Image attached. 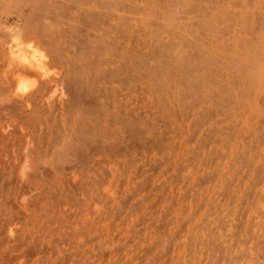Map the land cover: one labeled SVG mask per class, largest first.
Returning <instances> with one entry per match:
<instances>
[{
  "label": "rangeland",
  "instance_id": "obj_1",
  "mask_svg": "<svg viewBox=\"0 0 264 264\" xmlns=\"http://www.w3.org/2000/svg\"><path fill=\"white\" fill-rule=\"evenodd\" d=\"M0 264H264V0H0Z\"/></svg>",
  "mask_w": 264,
  "mask_h": 264
},
{
  "label": "bare ground",
  "instance_id": "obj_2",
  "mask_svg": "<svg viewBox=\"0 0 264 264\" xmlns=\"http://www.w3.org/2000/svg\"><path fill=\"white\" fill-rule=\"evenodd\" d=\"M26 57V56H25Z\"/></svg>",
  "mask_w": 264,
  "mask_h": 264
}]
</instances>
